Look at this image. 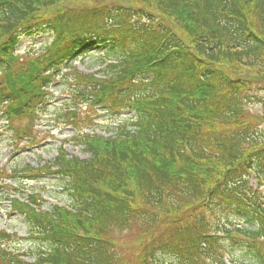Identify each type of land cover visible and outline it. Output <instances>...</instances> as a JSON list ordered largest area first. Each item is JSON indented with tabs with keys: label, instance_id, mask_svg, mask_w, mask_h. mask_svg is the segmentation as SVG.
Here are the masks:
<instances>
[{
	"label": "trees",
	"instance_id": "16d2710c",
	"mask_svg": "<svg viewBox=\"0 0 264 264\" xmlns=\"http://www.w3.org/2000/svg\"><path fill=\"white\" fill-rule=\"evenodd\" d=\"M82 1L0 0V122L21 141L13 124L64 90L62 122L88 156L60 147L11 172L46 175L67 206L7 194L39 249L13 251L0 231V264H264V127L247 109L264 92V0ZM38 34L52 42L19 55ZM92 50L104 68L77 71ZM98 110L131 114L105 138L82 126Z\"/></svg>",
	"mask_w": 264,
	"mask_h": 264
},
{
	"label": "rangeland",
	"instance_id": "374dc122",
	"mask_svg": "<svg viewBox=\"0 0 264 264\" xmlns=\"http://www.w3.org/2000/svg\"><path fill=\"white\" fill-rule=\"evenodd\" d=\"M104 0H85L79 3L90 4L92 2L101 3ZM49 45L52 41L47 35L38 34L32 38H23L22 44L18 48L19 55H26L28 45H33L32 51L38 49L42 43ZM27 47V49H26ZM100 53L92 50V52L83 55L76 60L75 68L79 72L93 73L104 68L99 64ZM24 57V56H22ZM62 73L65 70L62 69ZM55 98L46 105L45 111L39 114L36 121L28 124L27 121H20L14 123L13 126L17 129V134L21 130L29 132L23 136L22 140L13 136L14 131L10 127L0 122V187L6 186L7 191L0 192V231H6L9 235H15L14 242H5V246L13 251L31 256L39 249L37 241L28 237V226L26 225L25 217L12 210L7 194H11L15 190L14 198L21 196L23 193L26 195L39 194L42 201L43 209H48L56 204L59 206H67L66 196L60 192V188L46 175L37 179L26 180L13 178L11 176L13 171H22L25 167L38 169L43 167L46 162L53 161L57 154L58 148L62 147L67 152L68 156L78 157L80 159H87L84 148L76 145L74 136L75 129L67 126L62 122L61 115L62 109L65 106V101H68V94L64 90L60 91L53 87L51 89ZM256 96L260 97V101L256 104L248 105V114L260 123V127H264V92L257 91ZM131 113L122 112L119 115L110 114L107 111H89L87 115L91 117V123L82 125L84 131L87 133H95L106 137L112 134V130L117 127L118 123L128 120ZM83 115L77 117L81 120ZM86 118V117H85ZM84 118V119H85ZM107 129H110L107 131ZM107 131V132H106ZM41 201L38 202L41 204ZM225 214L214 215L206 214L212 224L232 223L237 222L233 217H226ZM133 235L129 232H123L118 235V243L124 244L132 240ZM28 258V256H26ZM170 258L159 257L155 264H170Z\"/></svg>",
	"mask_w": 264,
	"mask_h": 264
}]
</instances>
